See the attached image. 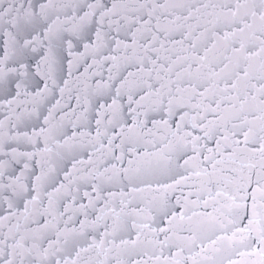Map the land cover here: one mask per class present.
<instances>
[{
	"label": "snow or ice",
	"instance_id": "obj_1",
	"mask_svg": "<svg viewBox=\"0 0 264 264\" xmlns=\"http://www.w3.org/2000/svg\"><path fill=\"white\" fill-rule=\"evenodd\" d=\"M0 264H264V0H0Z\"/></svg>",
	"mask_w": 264,
	"mask_h": 264
}]
</instances>
